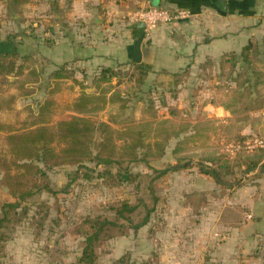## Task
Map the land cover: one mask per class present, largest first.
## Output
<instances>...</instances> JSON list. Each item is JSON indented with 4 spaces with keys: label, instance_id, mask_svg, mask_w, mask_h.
<instances>
[{
    "label": "rangeland",
    "instance_id": "rangeland-1",
    "mask_svg": "<svg viewBox=\"0 0 264 264\" xmlns=\"http://www.w3.org/2000/svg\"><path fill=\"white\" fill-rule=\"evenodd\" d=\"M258 1L243 24L253 29L243 46L200 60L189 49L181 65L165 68L161 49L152 64L123 60L114 37L124 43L138 27L148 47L155 28L176 25L167 31L173 39H203L206 22L221 24V34L224 18L204 3L190 13L170 0H0V52L14 63L0 73V99L14 96L0 123L22 132L76 115L94 125L91 159L42 166L51 190L19 200L2 222L0 264H78L85 237L104 220L93 264H264V238L242 236L238 227L251 217L230 204L245 171L240 161L264 156L263 148L243 147L264 136ZM149 10L154 22L130 18ZM230 20L236 31L241 18ZM106 68L108 79H100ZM82 94L92 95L90 109L75 111ZM6 134L0 131V154L11 157ZM100 141L109 163L94 156ZM13 201L0 185V217L2 203Z\"/></svg>",
    "mask_w": 264,
    "mask_h": 264
},
{
    "label": "trees",
    "instance_id": "trees-1",
    "mask_svg": "<svg viewBox=\"0 0 264 264\" xmlns=\"http://www.w3.org/2000/svg\"><path fill=\"white\" fill-rule=\"evenodd\" d=\"M170 1H174L178 6L188 9L190 13L198 12L201 4L206 1L210 4L222 7V9L227 7L225 0ZM139 30L138 27L136 31L134 30V37L142 36ZM246 49L247 46H244L242 52H245ZM6 56L8 55L5 52H0V73H9L13 71L14 63L8 60ZM132 60L138 62L137 59ZM147 67L149 66L145 65V68ZM110 70L109 68L103 69L100 79H108L104 73ZM54 75L56 77L63 76L60 71L55 72ZM13 98L14 96L10 95L4 99H0V109L3 107L11 109ZM91 100L92 95L82 94L81 97L73 103L74 110L79 112L88 111L90 109L88 104ZM51 103V100H46L41 109L44 110L50 107ZM103 126V124H100L98 127ZM93 130L94 125L90 120L76 115H70L68 118H60L56 121L55 125L51 127L41 124L22 132H16L12 125L0 123V131L7 132L4 138L7 144V153L11 154V157H7L6 154H0V185L5 187L8 192L15 197V201L13 202L2 203L0 225L5 220L10 222L11 211L15 210V207L18 206L19 200L25 199L42 188L48 191L51 190L48 186V177L42 166H50L52 164L59 165L63 163L74 164L80 163L84 159H91L92 148L88 136ZM57 145L60 146L58 151L55 149ZM97 147L99 149L94 155L98 160L97 162L109 163L111 161L110 155L107 157L101 156V150L105 148L104 142L100 141ZM177 168L178 166L173 165L162 169L160 173ZM201 171L209 174V171L206 169H201ZM109 222L110 221L106 220L100 221L98 228L85 237V245L78 259V264H93V241L97 239L99 231L104 224ZM143 223L144 221L136 226Z\"/></svg>",
    "mask_w": 264,
    "mask_h": 264
},
{
    "label": "crops",
    "instance_id": "crops-1",
    "mask_svg": "<svg viewBox=\"0 0 264 264\" xmlns=\"http://www.w3.org/2000/svg\"><path fill=\"white\" fill-rule=\"evenodd\" d=\"M225 1L227 3L225 9L214 4H205L204 2V6L212 9L216 14L224 18V30L220 32L221 34L218 33L221 24L217 25L211 21H207L204 30L199 33V35H203V39L197 37L190 41L187 37H181L179 40H176L167 32L171 28H176V25H172L170 28L163 26L153 30L154 33L152 32L151 36L154 35V41H152L154 45H149L148 47L142 45V37H134V32L131 35L126 34L127 38L124 40V43H121L120 36L114 37L116 41L114 44L118 47V51L116 50V52L123 55V60H127L130 57L131 59H137L138 62L149 61L152 64L157 60V53L162 50L164 55H166L163 59L166 61L164 65L166 68V66L177 67L181 65L186 56L184 52L189 49H191L190 53L192 52L195 60H200L206 56L215 58L226 51L236 50L237 47L243 46L244 42L242 41L247 40L252 34V28L247 29L242 27L245 20L252 18L257 13L259 1ZM198 11H200V8ZM233 16L241 18V25L236 31L232 29V20L227 21V17L231 18ZM247 24L244 25L248 26ZM112 30L115 29L112 28ZM104 31L106 30L104 29ZM233 32L237 33L234 34ZM158 34L161 35L160 38L156 37ZM175 41L179 42L177 46ZM157 44L161 47H158ZM96 46L100 48L101 45L97 44ZM256 159V163L253 164L245 159L240 161V167L245 168V171L239 175L240 183L237 188H234L235 191L231 198L232 202H230L233 206L241 207L240 218H242L243 213L244 216L251 217V219H246L241 227H238L240 232L245 233L242 236L251 239L257 237L264 238V156L256 157Z\"/></svg>",
    "mask_w": 264,
    "mask_h": 264
},
{
    "label": "built area",
    "instance_id": "built-area-1",
    "mask_svg": "<svg viewBox=\"0 0 264 264\" xmlns=\"http://www.w3.org/2000/svg\"><path fill=\"white\" fill-rule=\"evenodd\" d=\"M157 13L155 10H149L145 12L139 13L137 15L136 13H133L130 18L135 21V20H141L144 22H154ZM140 21V22H141ZM243 147L247 149H252V148H263L264 149V136H259V137H253L252 139L245 141ZM238 148V146H237Z\"/></svg>",
    "mask_w": 264,
    "mask_h": 264
},
{
    "label": "water",
    "instance_id": "water-1",
    "mask_svg": "<svg viewBox=\"0 0 264 264\" xmlns=\"http://www.w3.org/2000/svg\"><path fill=\"white\" fill-rule=\"evenodd\" d=\"M262 130H263V134H264V119L262 121Z\"/></svg>",
    "mask_w": 264,
    "mask_h": 264
}]
</instances>
